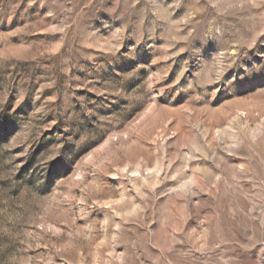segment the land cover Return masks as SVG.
<instances>
[{
  "label": "rangeland",
  "instance_id": "374dc122",
  "mask_svg": "<svg viewBox=\"0 0 264 264\" xmlns=\"http://www.w3.org/2000/svg\"><path fill=\"white\" fill-rule=\"evenodd\" d=\"M0 264H264V0H0Z\"/></svg>",
  "mask_w": 264,
  "mask_h": 264
}]
</instances>
